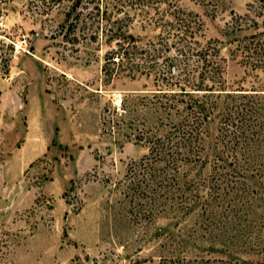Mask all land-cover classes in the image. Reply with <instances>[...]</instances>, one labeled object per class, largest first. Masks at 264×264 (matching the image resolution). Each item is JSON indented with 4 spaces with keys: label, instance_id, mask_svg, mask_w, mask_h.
I'll list each match as a JSON object with an SVG mask.
<instances>
[{
    "label": "rangeland",
    "instance_id": "rangeland-1",
    "mask_svg": "<svg viewBox=\"0 0 264 264\" xmlns=\"http://www.w3.org/2000/svg\"><path fill=\"white\" fill-rule=\"evenodd\" d=\"M253 2L180 3L201 19L197 38L219 49L228 90L249 84L233 49L253 29L235 19ZM65 4L0 0V264L260 261L264 121L247 160L210 122L198 161L157 163L128 118L111 121L124 97L135 108L132 94L157 88L154 70L106 60L117 47L107 41L111 21H82L63 37ZM126 10L122 28L139 43L157 41L158 26Z\"/></svg>",
    "mask_w": 264,
    "mask_h": 264
},
{
    "label": "trees",
    "instance_id": "trees-1",
    "mask_svg": "<svg viewBox=\"0 0 264 264\" xmlns=\"http://www.w3.org/2000/svg\"><path fill=\"white\" fill-rule=\"evenodd\" d=\"M112 1L113 6L109 7ZM197 1L214 4V0ZM65 3L60 24L63 37L82 21H111L107 41H115L117 47L107 53L106 60L114 63L120 59L121 64L131 63L132 68L154 70L157 88L132 94L135 108H126L124 97L118 109L121 112H115V120L110 119L120 122L128 118L127 122L135 125L134 137L148 143L152 160L176 168L195 163L200 154L196 146L199 131L210 122L219 123L222 132H228L229 138L240 144L245 160L252 157V150L258 149L262 142L260 127L264 121V0H254L250 5L252 11L235 18L237 22L244 20L243 25L253 29L237 40L233 49L245 67L249 84H239L231 90L226 89L219 49L211 40L202 42L197 38L201 19L198 14L186 12L181 0H65ZM127 8L141 14L142 21L158 26L157 41L139 43L122 28L123 21L130 16ZM83 9L87 10L84 15ZM161 55L162 67L154 68L159 65ZM147 114L153 117L149 119ZM186 264H264V249L256 262L198 258Z\"/></svg>",
    "mask_w": 264,
    "mask_h": 264
},
{
    "label": "bare ground",
    "instance_id": "bare-ground-1",
    "mask_svg": "<svg viewBox=\"0 0 264 264\" xmlns=\"http://www.w3.org/2000/svg\"><path fill=\"white\" fill-rule=\"evenodd\" d=\"M119 102V101H118Z\"/></svg>",
    "mask_w": 264,
    "mask_h": 264
}]
</instances>
